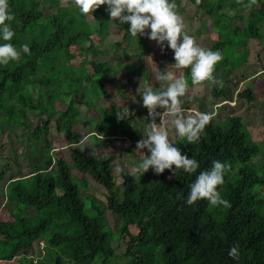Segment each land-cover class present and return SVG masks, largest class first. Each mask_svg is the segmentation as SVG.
<instances>
[{
	"label": "trees",
	"instance_id": "obj_1",
	"mask_svg": "<svg viewBox=\"0 0 264 264\" xmlns=\"http://www.w3.org/2000/svg\"><path fill=\"white\" fill-rule=\"evenodd\" d=\"M187 1L209 17L214 33L209 48L219 49L223 56L215 68L218 81L212 96L230 101L228 83L247 65L249 45L252 41L264 45V0ZM8 3L14 14L9 21L15 30L13 43L18 48L28 43L31 51L0 65V133L11 136L15 130H23L19 137L24 141L21 154L29 171L20 168L3 191L5 205L12 207L6 214L10 220L0 218V263L19 260L20 264H36L32 250L40 243L43 247L37 264H107L110 260L113 264L114 243L128 234L122 264H264V165L247 167L258 165L263 158L257 160L261 149L243 119L232 115L218 121L211 116L198 141L175 136L174 143L199 161L193 173L181 170L176 174L166 169L157 174L149 169L135 179L134 170L123 169L120 198L115 158L103 154L96 140L115 138L101 132L108 123L105 116L117 123H112L110 130L132 126L131 119L120 120L117 108L107 110L96 104L100 96L109 95L104 83L111 69L106 62L89 59L104 54L93 38L104 43L111 34L107 4L94 9V19L89 21L76 6H66L59 0ZM45 7L54 12L47 16ZM128 27L118 21L117 32L123 33V42L136 46L144 59L150 54L149 39L145 35L133 37ZM117 48L121 43H116ZM78 56L81 60L76 68L71 60ZM144 66L143 61L136 71L144 70ZM185 75H190V69H185ZM237 97L253 103L257 94L244 89L237 92ZM88 98L97 102L90 103ZM58 101L65 110L57 109ZM77 103L94 107L98 115L95 123L99 128L88 134L89 145L82 143L85 136L76 129L81 123ZM32 113L40 117V122L30 132ZM82 123L92 127L90 121ZM51 124L71 148L70 159L55 151L53 141L45 138ZM144 152L150 154L148 149ZM216 159L228 165L218 190L225 187L224 197L230 206H221L213 215L207 199L189 205L186 196L196 176ZM14 161L18 162L17 156ZM3 164L0 182L9 168V162ZM242 164L240 175L227 183L234 168ZM86 176L105 188L107 203L83 192L88 188ZM87 202L93 215L86 210ZM106 209L120 218L115 233L107 225ZM133 226L137 232L129 234ZM236 244L238 259L229 255ZM43 253L46 255L41 258Z\"/></svg>",
	"mask_w": 264,
	"mask_h": 264
},
{
	"label": "rangeland",
	"instance_id": "obj_2",
	"mask_svg": "<svg viewBox=\"0 0 264 264\" xmlns=\"http://www.w3.org/2000/svg\"><path fill=\"white\" fill-rule=\"evenodd\" d=\"M62 4L66 6H75L74 0H59ZM176 11L182 16L184 23V30L190 35L196 38V41L200 46L204 48H209L214 43V33L213 26L209 17L202 11L198 10L187 0H175ZM106 7V4L101 5ZM53 10H49L47 7L44 8V13L48 16ZM93 14V13H92ZM87 13V19L92 21L94 15ZM118 30V20L111 21V34L110 37L104 42L100 43L99 38L94 37L95 44L99 46V49L104 52V54L90 57L89 59L95 60L99 63L106 62L109 64L111 71L107 75V80L104 83L105 89L108 96H100L97 99L88 98L90 103L97 102L101 107L107 110L114 108L124 109L127 108V118L131 119V125L125 128L109 129L112 125H117L115 120L110 119V117L105 116L108 123L105 129L101 132L107 137H115L113 140H108L104 138L103 140H96L99 142V147H103V154L112 155L115 158L113 167L116 180V187L119 197H122L123 186H122V175L123 169H128L133 171L135 169L136 163L142 157V152L137 151V141L143 138V134H146L147 129L150 127L152 117L147 114V107L143 105L142 93L143 91L151 86L154 89L159 88L161 83L158 80L159 69L163 70L168 65L173 64L174 60V50L170 47L162 48L159 43L155 40L149 39L150 54L142 59L137 51L136 46L131 45L130 42H123V33L117 32ZM150 31V29L146 30ZM121 43V48L116 49V43ZM167 43V42H165ZM250 46V57L248 59L247 65L242 66L237 72L238 76H231L230 82L228 83L227 89L230 92L231 100L225 101L223 98L216 99L213 98V90L217 88V79L206 80L200 84L193 85L186 90V93L180 98L181 107L184 110L183 114L185 116L195 114L196 112H209L211 116L216 118L218 121H224L226 118L237 115L243 119L244 124L248 128L252 135L254 141L261 149V153L258 158H263L262 161L257 162L258 165L250 164L247 166L250 169H256L264 165V45H260L257 41H252ZM76 55V53L74 52ZM81 57H75L71 60L72 65L76 68L79 67ZM143 61L145 62L144 70H139L142 67ZM126 67H129L132 71H129ZM147 72V75L145 74ZM178 74L185 75V69L177 70ZM94 72V71H92ZM186 76V75H185ZM249 76V79H245ZM190 81V75L187 76ZM250 89L252 92L257 94V99L253 103H249L243 98L237 97V92L239 90ZM80 100H78L79 102ZM77 108L81 112V123L76 125V129L82 133L85 138L83 142L85 145L91 144V140L88 138V134L94 129H98L97 123L98 115L94 107H89L85 104H76ZM189 108V109H187ZM57 109L62 111L66 107L62 105L60 101L57 102ZM141 109L143 110L141 112ZM160 112L165 109L158 108ZM141 112V113H140ZM32 118L30 132L34 131L36 126L39 124L40 120L36 114H30ZM133 119V120H132ZM171 119V117H168ZM141 120V121H140ZM90 121L92 122V127L84 126L82 122ZM139 122L141 125H139ZM156 122L160 123V117H156ZM54 121L52 122V124ZM51 126V131L45 135L46 139L53 141V146L55 151L62 153V155L70 159L71 148L64 140L62 133H58L55 127ZM169 138L174 143L175 136L178 135L174 126L169 125ZM29 132V133H30ZM23 134V130H15L12 132L11 136L9 133H0V171L3 167V161L8 164V172L6 173L4 180L0 182V218L2 220H10L7 216L8 210H11L9 204L5 205V197L3 191L5 190V185L8 183L10 178L17 176L19 174L20 168L24 172H28L26 162L22 158L23 143L22 139L19 137ZM135 138V140L133 139ZM95 140V139H93ZM95 143V142H94ZM76 147V146H75ZM144 151V150H143ZM14 152L15 156L18 157V162L15 163L14 158H12ZM56 153V152H55ZM262 155V156H261ZM242 165H237L231 172L229 180L230 183L234 178H236L242 168ZM88 181V188L85 194L94 196L97 200L107 203V192L104 187L98 184L92 179L91 176H86ZM221 194L224 196L225 187L222 188ZM5 205V207H4ZM223 205H212L210 212L213 215H217L218 211L221 210ZM91 207L90 203H86V210L89 214H92L89 210ZM105 217L107 225L111 228L112 232L115 233L120 226V218L113 214L108 209L105 210ZM137 232L136 227H131L129 234H135ZM119 234L113 238H118ZM129 241V235L125 234L122 239L117 240L114 243L116 250V257L113 259V264H122L124 262V253L126 251V243ZM43 245L36 243L32 250L33 258L37 264L40 249ZM46 254L43 253L41 258ZM110 260L107 264H111ZM101 263V262H98ZM0 264H20L19 260L13 262H5Z\"/></svg>",
	"mask_w": 264,
	"mask_h": 264
},
{
	"label": "clouds",
	"instance_id": "obj_3",
	"mask_svg": "<svg viewBox=\"0 0 264 264\" xmlns=\"http://www.w3.org/2000/svg\"><path fill=\"white\" fill-rule=\"evenodd\" d=\"M74 4L82 14H92L94 9L107 4L106 10L112 20L129 25L128 31L133 37L145 35L157 41L162 48L174 50L175 62L163 70L159 69L157 78L162 82L161 86L156 89L149 86L141 94L152 121L146 134L137 141V151L142 152V157L136 163L134 178L140 179L149 169L157 174L166 169L176 174L181 170L185 173L195 172L200 166L199 161L170 140L169 125L174 126L180 138L195 142L210 122L211 113L183 114L180 98L189 88V79L178 74L177 70L190 69L192 85L206 80L214 81L216 65L223 59L221 51L200 46L196 38L184 30L183 18L175 10V0H74ZM13 16L8 0H0V65L19 60L22 52L31 51L28 43H23L19 48L13 43L15 30L9 23ZM148 29L150 31H146ZM220 85L223 86L222 81ZM158 108L165 110L158 112ZM116 115L120 120L125 119L127 108H117ZM157 116L161 118L160 123L156 122ZM144 149H148L150 154L145 153ZM91 154L95 155L94 152ZM227 167L225 162L213 160L211 167L201 171L191 183L186 203L191 205L207 199L210 205L230 206V201L218 190V186L224 182ZM238 250L239 245H233L229 255L238 259Z\"/></svg>",
	"mask_w": 264,
	"mask_h": 264
},
{
	"label": "built area",
	"instance_id": "obj_4",
	"mask_svg": "<svg viewBox=\"0 0 264 264\" xmlns=\"http://www.w3.org/2000/svg\"><path fill=\"white\" fill-rule=\"evenodd\" d=\"M158 111V110H157ZM159 112V111H158ZM147 114L149 115V109L147 108ZM150 116V115H149ZM160 122H161V118H160Z\"/></svg>",
	"mask_w": 264,
	"mask_h": 264
}]
</instances>
